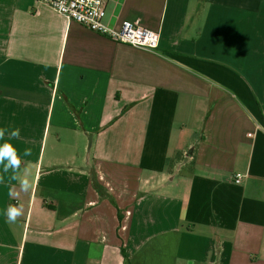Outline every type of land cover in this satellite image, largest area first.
<instances>
[{
    "label": "crops",
    "instance_id": "0c3cea01",
    "mask_svg": "<svg viewBox=\"0 0 264 264\" xmlns=\"http://www.w3.org/2000/svg\"><path fill=\"white\" fill-rule=\"evenodd\" d=\"M105 11L158 51L0 0V144L32 184L0 166V264H264V0Z\"/></svg>",
    "mask_w": 264,
    "mask_h": 264
},
{
    "label": "built area",
    "instance_id": "2783aa9c",
    "mask_svg": "<svg viewBox=\"0 0 264 264\" xmlns=\"http://www.w3.org/2000/svg\"><path fill=\"white\" fill-rule=\"evenodd\" d=\"M51 8L70 22H75L88 30L114 42L130 45L137 49L158 51L160 34L135 23L124 21L119 29L104 23L107 0H36ZM244 175L237 174L234 183H242Z\"/></svg>",
    "mask_w": 264,
    "mask_h": 264
},
{
    "label": "clouds",
    "instance_id": "9594fccd",
    "mask_svg": "<svg viewBox=\"0 0 264 264\" xmlns=\"http://www.w3.org/2000/svg\"><path fill=\"white\" fill-rule=\"evenodd\" d=\"M6 134L5 129H0V140H4ZM19 129L12 130L10 132V138H19ZM24 156L31 155V149L24 150ZM22 159L18 149L10 142L5 141L0 144V166H2V171L8 173L11 171L14 173L12 179L18 180L20 185V190L28 192L32 184L28 179L27 169L24 170L23 176H21L20 169L22 166ZM4 182V177L0 175V183ZM9 195H15V190L10 189ZM24 214V209L22 205H9L6 209V217L9 223H15Z\"/></svg>",
    "mask_w": 264,
    "mask_h": 264
},
{
    "label": "trees",
    "instance_id": "16d2710c",
    "mask_svg": "<svg viewBox=\"0 0 264 264\" xmlns=\"http://www.w3.org/2000/svg\"><path fill=\"white\" fill-rule=\"evenodd\" d=\"M172 165H174V164H172Z\"/></svg>",
    "mask_w": 264,
    "mask_h": 264
}]
</instances>
